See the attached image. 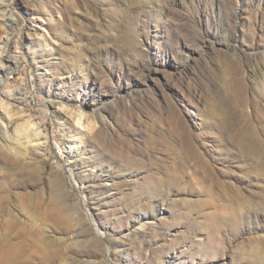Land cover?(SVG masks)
Here are the masks:
<instances>
[{"label": "rangeland", "instance_id": "1", "mask_svg": "<svg viewBox=\"0 0 264 264\" xmlns=\"http://www.w3.org/2000/svg\"><path fill=\"white\" fill-rule=\"evenodd\" d=\"M4 3L0 264H264V0Z\"/></svg>", "mask_w": 264, "mask_h": 264}, {"label": "bare ground", "instance_id": "2", "mask_svg": "<svg viewBox=\"0 0 264 264\" xmlns=\"http://www.w3.org/2000/svg\"><path fill=\"white\" fill-rule=\"evenodd\" d=\"M8 15L10 18H14V13L7 7V5L4 3V0H0V19L6 21V17ZM2 29L3 31L5 29V32L3 36L0 37V129H6L7 127H5L4 124L6 123V126H8L10 123H12L11 119L13 113L11 107L16 106L13 105L12 102L13 100L20 99L16 98L15 94H12L8 91V77L14 70L13 68L19 64L20 60L12 54L9 48V43L11 41L10 34L6 32L5 27ZM82 116L78 118V123L80 125H84L83 118H81ZM39 145L41 146V144ZM75 147L77 146L75 145Z\"/></svg>", "mask_w": 264, "mask_h": 264}]
</instances>
